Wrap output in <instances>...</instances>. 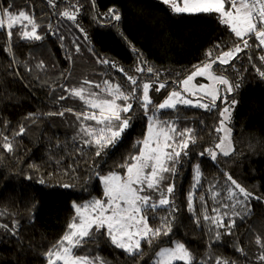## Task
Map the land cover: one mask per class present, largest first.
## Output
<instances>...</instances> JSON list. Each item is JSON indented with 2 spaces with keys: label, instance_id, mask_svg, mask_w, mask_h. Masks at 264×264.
I'll use <instances>...</instances> for the list:
<instances>
[{
  "label": "trees",
  "instance_id": "trees-1",
  "mask_svg": "<svg viewBox=\"0 0 264 264\" xmlns=\"http://www.w3.org/2000/svg\"><path fill=\"white\" fill-rule=\"evenodd\" d=\"M9 2L18 10L34 11L41 25L40 34L48 31L46 26L51 22L53 30L59 29L65 36L63 41L48 35L42 41H25L18 36L19 29L14 28L9 41L6 30L0 29V143L8 136L15 149L14 153H6L0 148V223L18 222L16 235H7L0 242V264H47L45 253L61 239L73 220V204L102 198L103 185L93 172L104 175L120 170L118 165L135 153L133 144L143 139L145 132V119L137 109L122 144L101 159L90 148H83L82 154L77 153L79 142L72 138L78 122L71 113L66 112L63 117L47 115L69 107L83 111L85 106L77 98L58 101L57 97L67 96L65 87H78L85 79L96 83L110 79L127 90L122 74L109 66L96 64L88 49L97 56L115 61L129 75L135 74L133 69L139 53L141 59L160 73L161 81L169 82L170 87L160 93L150 91L154 104H159L175 87L172 81L183 79L194 65L206 61V52L211 50L216 55L235 41L214 14H175L162 0H96L95 9L90 0H58L56 9L51 8L47 0H0V7ZM77 2L83 5L77 22L87 32V41L72 22L59 18L62 22L57 24L58 17L54 15ZM110 8L117 10L120 21L97 17V13L103 16ZM77 37L80 38V53L74 51L72 44ZM249 43L253 47L233 61L234 68L213 66L217 74L224 73L234 84H240L228 97L229 101H237L229 123L233 129L231 138L235 153L229 157L218 156L215 163L197 155L218 142L213 130L218 126L219 110L223 105L220 101L212 112L179 106L178 111L160 113L162 119H178V130L194 128L197 136L196 145H190L189 156L182 159L175 176L173 196L178 211L171 224L172 232L154 241L152 246L142 242L143 258H129L103 235L88 240L75 250V254L99 256L106 264H152L159 248L173 246V242L179 241L200 262L215 264L220 257L230 264H259L255 257L260 254V248L255 240L259 236L264 243V78L254 69L261 67L258 57L264 53L255 47L254 40ZM217 44L221 45L220 50L216 49ZM248 56L252 57L251 63ZM41 61L44 69L36 67ZM29 68L32 71L29 72ZM150 79L154 78L144 74L145 81ZM29 114H34L33 119H28ZM21 125L25 133L17 136ZM94 163L98 165L95 169ZM195 164L200 165L202 172L201 186L195 197L205 196L209 215L218 205L212 202L208 188L215 184L218 189L223 184V172L231 173L247 190L261 197L260 201L251 200L249 215L235 218L231 235L220 230L219 241L205 225L198 199L194 198L195 213L187 210L186 198L193 185ZM29 165L37 167L33 169ZM28 176L32 179H26ZM39 179L45 180L44 186L37 183ZM63 184L72 187L64 188ZM164 214L159 212L161 216ZM193 215L201 218L199 226L194 223ZM148 222L152 227L160 224L151 213ZM238 247L246 255L236 251Z\"/></svg>",
  "mask_w": 264,
  "mask_h": 264
},
{
  "label": "snow or ice",
  "instance_id": "snow-or-ice-1",
  "mask_svg": "<svg viewBox=\"0 0 264 264\" xmlns=\"http://www.w3.org/2000/svg\"><path fill=\"white\" fill-rule=\"evenodd\" d=\"M58 0H47V4L57 8ZM175 14H214L218 22L224 25L234 37L233 45L227 50H220L217 44L218 54L206 52V61L194 65L193 70L183 79H177L171 83L175 85L167 92L166 97L159 104H154L150 91L160 93L170 87L167 80H160V73L149 66L147 61L139 57L133 69L134 75H129L123 67H119L115 61H111L97 54L89 48L95 63L106 65L115 72L122 74L127 90L120 83H113L110 79H104L96 83L85 79L78 87L64 88L68 94L57 97L63 101L69 97H75L83 103V111H75L69 107L57 113L63 117L65 113H71L77 124L76 135L72 138L79 142L76 148L78 154H82L83 148H90L96 157L103 159L109 152H115L125 139L124 134L131 128V121L136 118L138 109L145 119V132L143 139H138L133 144L135 153L126 158L123 164L118 165L120 170L109 171L101 175L94 171L98 182L103 185L102 198H92L82 204H73L74 217L67 225L66 232L46 253L47 264H106L99 256L77 255L75 250L82 248L88 240H95L97 235L105 236L117 249L122 250L129 258L137 256L143 258L142 241L152 246L162 236H168L172 232L171 224L175 220L178 208L174 202L175 176L178 168L182 166V159L189 156L190 145L197 143L196 130L185 127L178 130V119H162L161 112L178 111L179 106L196 107L206 112L217 109V101L225 106L219 110L218 126L214 128L218 142L212 147L198 152L200 157H206L215 163L218 156L229 157L236 149L232 141L233 129L229 127L232 108L237 101L228 97L240 84L233 83L224 73L217 74L213 71L214 65L235 67L233 61L240 58V54L250 50L255 41V47L264 53V0H162ZM91 7L96 8V0H90ZM83 5L78 2L69 4L67 8L55 12L58 17L57 24L66 19L72 22L74 27L87 41L88 34L77 22ZM97 17H107L109 21H120L121 16L115 8H110L107 13ZM41 25L37 21L34 11L16 9L11 2L7 6L0 7V29L6 30L7 39L11 41L13 29L18 28V36L25 41H42L45 35L56 36L63 41L64 35L54 25L47 24L48 31L40 34ZM79 37L72 41L74 51L80 53L81 45ZM64 47L63 43L60 45ZM11 45H9V48ZM132 51H136L132 49ZM71 59V57H69ZM252 62V57H247ZM261 67H264V54L258 57ZM44 69L43 61L36 65ZM256 67V74L264 78V70ZM29 72L31 68L27 69ZM144 74H150L154 79L144 80ZM64 74L61 73V76ZM197 77L206 78L210 83H194ZM63 87V86H61ZM93 89H96L94 91ZM136 105V109H134ZM34 114H29L28 119H33ZM203 124V121H201ZM25 133L23 125L19 127L17 136ZM59 147V145H57ZM0 148L6 153H14V143L8 136L3 137ZM36 169V165H29ZM98 167L93 164V168ZM74 170V169H73ZM193 185L187 194V210L195 213L194 198L198 199L202 208V218L209 232L213 233L216 241L221 239V229L227 235L232 234L235 226V218L243 219L251 212V200L260 201L261 197L247 190L229 172H223V184L217 189V185H210L208 194L214 204L209 215L208 202L204 195L195 197V192L201 186L202 172L199 164L193 167ZM52 175V174H49ZM26 179L31 180L28 176ZM167 181V183H165ZM38 184L44 186L45 180L39 179ZM69 188L72 185L63 184ZM215 189V190H214ZM224 195H221V193ZM239 209V211H237ZM163 211L164 215H159ZM149 213L153 219L160 221L159 226L152 227L149 224ZM2 214V213H0ZM197 226L201 218L193 215ZM8 229L9 225H2ZM18 222L13 221L10 231L15 234ZM255 243L260 248V254L255 257L259 264H264V243L259 236ZM236 251L246 255L242 248ZM207 264L200 262L182 242L175 241L171 247H161L155 253L152 264ZM215 264H230L227 259L217 257ZM235 264V262H231Z\"/></svg>",
  "mask_w": 264,
  "mask_h": 264
},
{
  "label": "rangeland",
  "instance_id": "rangeland-1",
  "mask_svg": "<svg viewBox=\"0 0 264 264\" xmlns=\"http://www.w3.org/2000/svg\"><path fill=\"white\" fill-rule=\"evenodd\" d=\"M190 73V72H189ZM188 73V74H189ZM187 74V75H188ZM194 83H210V81H208L206 78H201V77H197L196 78V80L194 81ZM225 105L223 104L222 105V107H224ZM221 107V108H222ZM233 109H234V107L232 108V112H233ZM232 112H231V114H232ZM229 127H230V124L228 125ZM176 187V186H175ZM2 225H4V224H2V223H0V242L2 241V239L5 237V236H7V235H16V233H17V231H18V228H17V231L15 232V234H12V232L10 231V228H11V225L9 224V228L8 229H6V228H4V227H2ZM2 229H4V230H2ZM143 242V241H142ZM168 247H171V246H168Z\"/></svg>",
  "mask_w": 264,
  "mask_h": 264
}]
</instances>
